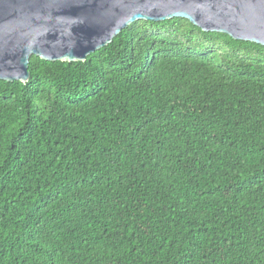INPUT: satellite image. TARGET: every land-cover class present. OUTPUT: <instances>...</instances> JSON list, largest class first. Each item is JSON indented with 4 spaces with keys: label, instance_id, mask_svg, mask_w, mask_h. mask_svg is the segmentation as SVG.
<instances>
[{
    "label": "trees",
    "instance_id": "obj_1",
    "mask_svg": "<svg viewBox=\"0 0 264 264\" xmlns=\"http://www.w3.org/2000/svg\"><path fill=\"white\" fill-rule=\"evenodd\" d=\"M0 80V264H264V46L138 20Z\"/></svg>",
    "mask_w": 264,
    "mask_h": 264
},
{
    "label": "water",
    "instance_id": "obj_2",
    "mask_svg": "<svg viewBox=\"0 0 264 264\" xmlns=\"http://www.w3.org/2000/svg\"><path fill=\"white\" fill-rule=\"evenodd\" d=\"M171 18L264 46V0H0V80L25 83L31 56L85 61L131 23Z\"/></svg>",
    "mask_w": 264,
    "mask_h": 264
}]
</instances>
